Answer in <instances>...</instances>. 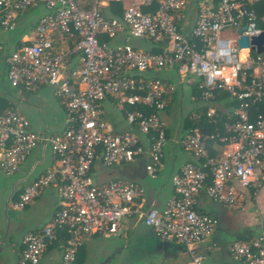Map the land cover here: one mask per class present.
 <instances>
[{"label": "built area", "instance_id": "2783aa9c", "mask_svg": "<svg viewBox=\"0 0 264 264\" xmlns=\"http://www.w3.org/2000/svg\"><path fill=\"white\" fill-rule=\"evenodd\" d=\"M124 1L93 0L83 9L78 0H0L2 32L13 30L26 10L44 6L46 15L36 24L33 40L6 58L7 80L25 93L53 87L66 114L59 135L39 137L17 108L0 102L1 173H23L38 145L48 146L55 156L54 165L8 200V209L20 211L45 188L55 186L58 192L52 219L26 234L16 264H39L61 234L63 249L55 264H77L84 238L116 234L132 214L142 215L156 237L184 245L188 264H204L198 244L213 236L218 222L197 210L200 194L232 208L264 182V50L258 53L264 0H197L189 33L183 32V23L190 0H131L120 17L104 15V5ZM242 28L247 48H239ZM55 35L71 43L67 53L56 51ZM121 36L122 43L110 42ZM133 40H150L160 51H139ZM68 54L79 57L78 68L67 67ZM171 68L197 80L198 107L186 117L188 123H220L221 111L215 108L220 92L229 95L234 109L225 108L228 121L221 128L206 133L192 127L175 140L192 160L172 177L166 205L146 208L147 191L141 185L120 178L104 182L102 169L131 164L147 153L146 173L156 177L166 145L161 114L176 88L144 74ZM106 101L123 112L131 131L114 130L104 117ZM142 136L150 141L148 149ZM230 254L241 264H264V223L257 237L235 240Z\"/></svg>", "mask_w": 264, "mask_h": 264}, {"label": "crops", "instance_id": "0c3cea01", "mask_svg": "<svg viewBox=\"0 0 264 264\" xmlns=\"http://www.w3.org/2000/svg\"><path fill=\"white\" fill-rule=\"evenodd\" d=\"M93 0H78L79 5L83 9L91 6ZM131 2L125 0L123 3L104 5L102 11L107 17L118 18L121 16L123 9ZM197 0H190L189 5L185 11V23H183V32L189 33L197 16ZM215 4V2H212ZM46 15V10L42 4L34 9H28L17 18L16 26L13 30L8 32L0 31V102L6 107H15L21 115H23L30 123L31 130L39 137L57 136L59 135L65 124L66 114L64 108L56 94V90L49 86H39L34 91L25 93L22 89H16L9 85L6 75V58L14 53L22 44L28 43L35 37L34 28L39 22L40 18ZM104 41L107 38L102 37ZM113 44L122 43L123 37H118L116 40L110 41ZM54 45L57 52L67 53L71 47V43L61 36H54ZM132 45L139 51L144 52H159L160 47L150 40H133ZM66 65L69 69H76L79 66V57L77 55H67ZM146 77H156L163 82L171 83L175 86L176 91L167 96V108L162 112L161 118L166 126V145L164 147L163 158L159 171L154 178V186H143L144 175L142 173L135 174L130 177H117L115 167H104V182L107 181L108 176L115 178L128 179L141 185L147 192H152V198L148 199L146 194L145 207L151 204L150 208L162 209L167 201L172 197V177L179 172L181 167L192 160V156L185 150L183 154L179 155L177 144L175 140L181 134H186L191 125L187 123L186 119L184 132H182L176 139L171 141L170 129L166 123V118L172 114V106L178 92L186 95L193 101L195 108L198 107L196 97L192 93L195 90L197 80L192 75L180 76L175 69H158L144 74ZM40 102L48 104L52 113L49 120H42L39 122L34 108ZM219 102V101H218ZM221 108L225 110L228 100L220 101ZM229 109V108H228ZM192 111V110H191ZM221 111V115L225 113ZM104 117L113 126L114 130L121 132H129L131 128L125 121L123 112L113 106V103L106 101L104 103ZM187 125V127H186ZM174 138V137H172ZM142 142L146 149L149 148L150 141L142 136ZM181 158V159H180ZM148 154L137 160L142 162L146 171L148 164ZM136 162V161H135ZM134 162V163H135ZM55 163V156L48 146L38 145L30 153L26 164L23 167V173L14 175L15 179L12 181L9 198L20 193L23 188L33 179L43 174ZM106 169H109L107 172ZM103 172V171H102ZM12 177V176H11ZM111 179V178H110ZM109 180V179H108ZM264 183V182H263ZM261 184V186L263 185ZM260 186V188H261ZM259 188V189H260ZM249 195L251 200L256 201L257 193ZM248 196V197H249ZM6 203V194L0 193V264H16L19 260L23 248V240L29 232L39 230L47 225L58 203V192L55 186L45 188L38 198L28 204L23 210H20L21 215L13 220L7 217L8 200ZM247 198H245L246 200ZM245 200L236 206V210H243ZM225 207L222 204L209 199L204 192L200 194L197 201V210L201 213L214 217L218 226L213 236L204 239L198 244V252L204 257V264H241L235 261L230 254V246L234 240L240 237H248V235L255 236L250 227H247L244 232H237L232 236H236L231 241H228L225 247H222V239L220 231L223 230L226 234H231L230 230L225 227L224 215L219 211V207ZM227 208V207H225ZM233 208V207H232ZM227 208V209H232ZM14 212V211H13ZM17 212V211H16ZM263 221L258 230H262ZM62 237L52 245H49L45 250L39 264H55L61 259ZM135 247L141 250V256L132 257L130 248ZM138 247V248H137ZM127 255H130L129 257ZM127 256V260H126ZM190 255L187 248L178 242H169L156 237L149 227L143 224L142 215H128L123 218L121 227L116 234L104 236H90L83 240L77 256V264H188Z\"/></svg>", "mask_w": 264, "mask_h": 264}, {"label": "rangeland", "instance_id": "374dc122", "mask_svg": "<svg viewBox=\"0 0 264 264\" xmlns=\"http://www.w3.org/2000/svg\"><path fill=\"white\" fill-rule=\"evenodd\" d=\"M196 99V98H195ZM195 104V103H194ZM193 104V101L190 100L186 95H183L182 93L178 92L174 104L172 106V114L169 118H166V123L170 129V135H171V141L176 139L182 132H184L186 129L185 122L186 117L190 114L191 110L193 111L195 109V106ZM39 109V112H37V109L34 108L33 111L36 113L39 122L42 120H49L51 117L52 110L48 106V104H44V102H40L39 105L36 106ZM215 108L223 111L221 108L220 102L215 104ZM187 127V125H186ZM185 135V134H184ZM183 134L180 135L182 137ZM174 137V138H172ZM177 140V139H176ZM179 147V146H178ZM179 155L183 154V151L181 147L178 149ZM181 159V158H180ZM144 164L140 162H133L131 164H126L122 165L119 167H115L114 169H111L113 171H116V174L114 173L113 175L117 177H130V175L134 172L135 174H140L142 173L144 175V181H143V186H151L155 184L154 178H151L150 176L147 175ZM111 168V167H110ZM109 169H106L105 171L107 172ZM103 174H104V168L102 169ZM110 178H115L114 176H108L106 180ZM15 179L14 176H6L3 173L0 172V193L1 194H6V200L9 198V194L11 191V185L12 181ZM104 180V175L102 177ZM148 189L146 188V191ZM249 195H245L241 201L245 200V203L243 204L244 208L243 210H236L237 205H241L240 203L235 205L232 209H227L225 207L220 206L219 211L222 212L224 215V222H225V227L230 230L231 234H226L222 231H220L221 234V239H222V247L224 248L225 245L227 244L228 241H231L234 239L236 236H232L233 234H236L237 232L241 231L244 232L247 227H250L253 233H255L253 236L254 238L257 237L260 233L261 230H258V227L261 226V222H264V183L259 189L257 193V198L256 201L251 200ZM22 213H19V211H12V210H7V217L10 219H14L17 216L21 215ZM252 236V235H251ZM235 241V240H234ZM233 241V242H234ZM232 242V243H233ZM138 248V247H137ZM130 254L132 257H139L141 256V250L137 249L135 251V247L130 248ZM128 257L130 255H127ZM126 256V260H127Z\"/></svg>", "mask_w": 264, "mask_h": 264}, {"label": "trees", "instance_id": "16d2710c", "mask_svg": "<svg viewBox=\"0 0 264 264\" xmlns=\"http://www.w3.org/2000/svg\"><path fill=\"white\" fill-rule=\"evenodd\" d=\"M192 93L194 94L193 96L197 97L198 94H197L196 88H195V90ZM218 95L219 96H218V98L216 100L219 101V102L229 99V95L226 92H220ZM225 107H226V109L229 108L228 110H230V111L234 109L233 105L230 102L227 103V105ZM224 121H228L227 115H221V122L218 123L216 126H214L211 123H208L207 121H203L201 124H192V123H189V124L191 125V127H198L201 132L210 133V132H213L215 129L221 128ZM250 238H252L251 235H248V237H246V236L243 237L242 236V237H240L238 239L247 240V239H250Z\"/></svg>", "mask_w": 264, "mask_h": 264}, {"label": "water", "instance_id": "95a60500", "mask_svg": "<svg viewBox=\"0 0 264 264\" xmlns=\"http://www.w3.org/2000/svg\"><path fill=\"white\" fill-rule=\"evenodd\" d=\"M245 30H246V28L239 29L238 33L241 35L243 33V31H245ZM259 39L261 41V44L258 45V53H261L264 50V48H263L264 35L261 38H259ZM257 41H258V38L254 39L252 41V43L257 42ZM238 44H239V48H247L249 46L248 38L241 35L239 40H238ZM147 197H148V199H151L152 198V192H150V191L147 192ZM150 207H151V204L146 205V208H150Z\"/></svg>", "mask_w": 264, "mask_h": 264}]
</instances>
